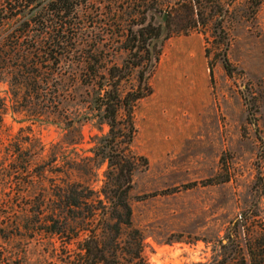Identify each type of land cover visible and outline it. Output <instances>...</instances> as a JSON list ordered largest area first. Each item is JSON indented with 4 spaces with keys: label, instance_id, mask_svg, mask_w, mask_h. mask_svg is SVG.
<instances>
[{
    "label": "rangeland",
    "instance_id": "374dc122",
    "mask_svg": "<svg viewBox=\"0 0 264 264\" xmlns=\"http://www.w3.org/2000/svg\"><path fill=\"white\" fill-rule=\"evenodd\" d=\"M13 1L0 0V264H77L86 247L88 264L99 251L103 264H210L236 223L232 251L248 264L264 231V0H78L68 55L36 56L25 90L11 83L15 40L43 32L51 0ZM163 15L151 60L132 54L130 32ZM102 104L115 106L111 135ZM126 163L131 228L116 234L109 199ZM68 184L81 203L70 213Z\"/></svg>",
    "mask_w": 264,
    "mask_h": 264
},
{
    "label": "trees",
    "instance_id": "16d2710c",
    "mask_svg": "<svg viewBox=\"0 0 264 264\" xmlns=\"http://www.w3.org/2000/svg\"><path fill=\"white\" fill-rule=\"evenodd\" d=\"M77 1L78 0H51L50 4L44 7L45 15H38L42 22L37 24L40 25L43 30V32H41V34L38 36L39 39L37 36L30 37L27 30L28 28H24L25 31L23 29L21 30V33L18 34L15 40L16 48L14 57L16 58V62L14 63L15 65L12 66V68L14 67L12 71L14 80L11 82L12 85L18 82L17 84H19L21 88L25 90L27 87H30V85L33 87L34 84H36L35 76L37 75V71L34 70L33 65V60L36 56H46L47 54V60L52 62V65H56L65 54L68 55V43L75 40L70 39V37H68V33L72 31L73 26L75 25L70 22L68 23L67 19L71 17V15L75 12V9H77L79 6V4L76 3ZM13 2L16 9H25L27 5L32 4L31 1L28 0H14ZM147 10L148 13L150 12L154 15H157L158 13L154 8L153 3ZM41 12H43V10H41ZM165 18L166 15L159 17V26L155 27L150 22L144 27L138 29L135 33L130 32L129 38L131 41H129V43L132 42L134 46L130 49L132 54L136 56V54L139 53V50L145 49L148 50L147 54H149V61L151 60L152 54L150 49L152 47V43L154 41L157 43L160 42L162 40L160 29H163L164 31V29L166 30L169 27V19L168 17L167 19ZM141 80L145 82V78L142 77ZM32 87L28 91L34 92L35 90ZM113 98L114 100L116 99V97ZM141 98V96L135 97L134 100H139ZM98 115H101L102 118L107 122L109 133L111 135L115 127V106L102 104L98 111ZM106 142L108 144L109 142L113 141L108 142L107 138L102 140L100 139L99 145L96 146H100L99 149L101 162H106L108 168H112L114 165L112 164V161L107 153V144H105ZM13 144L11 145V156L16 157L10 162V165L14 164V166H16L14 167L13 171L22 173L23 171L27 170V166L29 165V161L27 160L29 155L26 151L25 153L21 151L23 143L14 142ZM54 162L55 159L50 161V165L52 166ZM126 164L127 166H125ZM126 164L121 165L116 169V181L110 193V197L111 195L112 197L109 199L112 201V211L116 214V219H113L115 223L111 227V229L116 234L119 233L121 229L131 228V209L126 204L125 198L127 197L128 192L131 190L132 166L129 163ZM45 166L43 165V167ZM79 196V192L75 185H66L60 196L63 200V207L65 210H68L70 213L74 209H78L81 205ZM238 227L239 226L237 223L233 226V234H228L226 236V244H220L219 250L210 264H233V262L238 258L243 264H245L246 260L244 255L240 252L239 254L235 253L236 250L232 251L233 247L238 241ZM132 233L138 234V231L133 230ZM89 255L90 249L86 247V249H84V254H82L80 261L77 264H88L87 258ZM98 256L99 257L97 261H93L92 264H103L105 262V257L101 251H99ZM245 256L248 260V264H264V231L260 237V243L257 245H249ZM94 258V260H96V255ZM135 258L138 259V257Z\"/></svg>",
    "mask_w": 264,
    "mask_h": 264
},
{
    "label": "flooded vegetation",
    "instance_id": "af4514ba",
    "mask_svg": "<svg viewBox=\"0 0 264 264\" xmlns=\"http://www.w3.org/2000/svg\"><path fill=\"white\" fill-rule=\"evenodd\" d=\"M160 32H161V36L163 37L165 32H166V30L164 29V31H163V29H160Z\"/></svg>",
    "mask_w": 264,
    "mask_h": 264
}]
</instances>
